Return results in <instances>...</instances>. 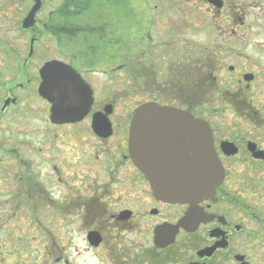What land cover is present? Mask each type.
Instances as JSON below:
<instances>
[{
	"label": "flooded vegetation",
	"instance_id": "af4514ba",
	"mask_svg": "<svg viewBox=\"0 0 264 264\" xmlns=\"http://www.w3.org/2000/svg\"><path fill=\"white\" fill-rule=\"evenodd\" d=\"M190 1L209 6V24L192 20L186 5L176 16ZM50 2L12 0L20 15L0 37V61L10 70L0 80V262L27 256L39 240L57 255L54 264H78L90 253L106 264H264V0L149 2L134 30L128 0ZM192 27L214 37L198 54ZM53 60L83 79L59 80L57 93L62 111L80 118L52 119L53 103L39 93L40 70ZM117 80L124 95L140 97L131 108L114 103L124 96L112 94ZM35 102L44 119L40 144L6 137L3 123L32 114ZM147 103L166 107L141 120L143 154L164 171L203 162L192 116L210 129L222 167L213 194L155 196L129 146L134 113ZM84 136L96 150L78 141Z\"/></svg>",
	"mask_w": 264,
	"mask_h": 264
},
{
	"label": "water",
	"instance_id": "95a60500",
	"mask_svg": "<svg viewBox=\"0 0 264 264\" xmlns=\"http://www.w3.org/2000/svg\"><path fill=\"white\" fill-rule=\"evenodd\" d=\"M41 3V2H40ZM36 4L28 19L27 23H33L34 13L39 7ZM42 83L39 88V93L44 98L53 103L52 106V119L59 121L77 119L84 114L67 115L62 111L64 99L60 98L58 93L59 85L62 86L63 82L59 80H83L81 76L70 66L60 63L58 61L47 62L40 70ZM71 83V82H70ZM80 98V97H79ZM78 98V99H79ZM69 102H72L71 100ZM80 105L84 104V108L88 109L90 100H79ZM82 107V106H80ZM166 107L159 106L155 103H147L139 107L133 116L131 130H130V153L134 162L146 171L150 185L157 198L165 201H188L190 199H201L208 197L215 191V186L222 176V167L216 161V154L213 147L210 129H204L201 126L205 125L203 121L194 120L192 116V132L194 127H200L198 133L202 135L201 164L192 163L186 170H179L178 166L164 171L160 165L148 164L146 155L143 154L145 150L146 141L143 133L146 127L142 126V118L147 117L154 119V115L146 113L147 110L162 109ZM207 134V137L205 135ZM143 141V142H142ZM201 158V157H200ZM195 161L192 156V162ZM147 162V163H146ZM153 168V169H150Z\"/></svg>",
	"mask_w": 264,
	"mask_h": 264
},
{
	"label": "rangeland",
	"instance_id": "374dc122",
	"mask_svg": "<svg viewBox=\"0 0 264 264\" xmlns=\"http://www.w3.org/2000/svg\"><path fill=\"white\" fill-rule=\"evenodd\" d=\"M12 0H0V37H7V29L11 24V19L20 15V10L14 8L10 5ZM149 2L155 3V7L161 6V0H128L127 6V16H126V25L129 30L137 29L142 25L143 21L146 19L148 14V4ZM49 4H51L49 0ZM186 5L189 11V17H192V20L199 21L198 18H203L207 24L210 22V13L211 10L206 4H198L195 1L185 2L184 4L179 5L176 10V16L179 14V9L183 8ZM51 6V5H50ZM205 18V19H204ZM195 28V29H194ZM210 31L199 29L198 27H192L189 40L192 41L191 49L193 53H199V45L205 39H213L212 35L208 34ZM190 49V51H191ZM0 52V58H1ZM132 71L128 72L129 80H136L135 77H132ZM10 70L7 63L0 61V80H9ZM91 80H100L99 83L102 84L104 80L101 75H91ZM129 80L127 79L126 85L129 87ZM97 85V84H96ZM112 94L118 96L124 95L123 83L120 80H117L113 86ZM140 97L136 96L134 93H127L121 99H116L114 103L117 105L119 110L125 108H131L133 104L138 102ZM104 98H100L103 100ZM109 100V99H107ZM33 106L38 108L34 109V112L29 115H23L20 117L14 124H11V121L6 120L3 125L8 126L9 131L5 132L6 137L11 136L12 140H32L35 145L40 144L43 140L42 131L44 130L43 115L40 110L42 104L35 102ZM62 136L65 133H60ZM79 142H84L91 151L96 150V145L88 140L87 136H84V139H78ZM34 157V156H33ZM31 233H35L31 229ZM45 243H41L39 240H35L31 244V252L27 256L18 257L15 255L13 258H9L7 261L1 260L0 264H54L55 258L57 255L50 254V251L45 249ZM37 249H40V253ZM54 251V246H52ZM97 258L96 256L89 254L88 257H80L78 259V264H106L105 260Z\"/></svg>",
	"mask_w": 264,
	"mask_h": 264
}]
</instances>
